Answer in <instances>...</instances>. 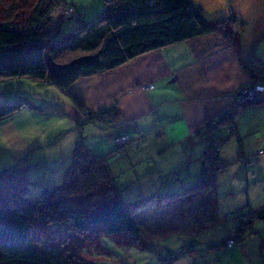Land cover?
<instances>
[{
	"label": "trees",
	"instance_id": "16d2710c",
	"mask_svg": "<svg viewBox=\"0 0 264 264\" xmlns=\"http://www.w3.org/2000/svg\"><path fill=\"white\" fill-rule=\"evenodd\" d=\"M7 3V0H0V80L27 81L37 97H30L25 91L7 93V97L0 99V124L9 122L22 110L32 113L30 119L41 113L45 115L48 112L44 104L50 99L47 92L52 91L61 97L66 95L72 103L76 111L73 120L78 130L88 125L90 127L85 137L80 133L74 147L72 143L67 144V148L63 147L64 144L52 148L50 139L36 135L33 137L35 144L20 159L0 169V264L79 263L82 259L80 256H76L78 260L72 256H62L47 241L40 242L41 239L34 232V221L45 227H57L62 234L127 236L144 243L142 238L152 228L148 221L146 227L139 224L137 218L140 210L152 207L154 209L151 210L165 216L168 212L161 211L162 206L167 208L168 205L187 202L205 190L215 192L217 165L225 164L219 150L223 140L213 139L207 146L203 167L193 181L183 179L185 167L180 165L176 171H181V175L175 185L164 183L161 179L165 176L151 173H145L146 178L136 179L131 185L126 183L128 178H125L129 171H145L147 165L157 171L165 170L155 160L150 161L155 157L153 145L161 144L158 138L162 133L151 131L154 126L141 125L137 136L125 127L126 121L117 102L94 110L70 89L83 78L103 75L144 54L212 33L224 34L238 49V33L229 31L231 24L237 21L234 15L207 18L203 8L193 0H105L99 14L72 30L64 31L62 25L67 21L65 11L68 8H73L79 18L73 3L41 0L24 23L15 21L18 20V5L9 6ZM247 72L251 76L250 83L260 81L264 78V62L253 59ZM239 113L238 110L209 119L207 130L232 126L235 134V119ZM107 143L111 148L103 151L108 147ZM45 148H49L45 157L48 159L41 160L45 162L43 166L36 163L37 171L31 170L34 165L30 164L31 158L46 153ZM162 150H159L157 157L163 158L168 151ZM64 157L68 159L62 165ZM124 162L128 165L122 169ZM150 178L153 182H147ZM34 183L35 191L40 187L38 195L30 192V186ZM105 183H113L117 188L113 194V197H117L114 202H99L96 204L98 207L88 214L72 201L73 196L91 194ZM5 184H8L7 188L3 187ZM128 186L133 188L125 190ZM9 189H12L11 194L8 193ZM247 207L248 211H241L237 223L228 228L217 249L225 250L239 245L254 233L255 221L264 220V204L256 209L249 205L240 209ZM187 209L173 214V220L176 216H181L178 218L184 222L187 216L196 219L199 207L191 205ZM160 214L150 211L144 216L155 219L153 224H157L162 221ZM215 215L216 208L209 214L212 223L215 222ZM194 240L192 238L191 242ZM230 240H234L232 247L227 246ZM191 242H185L184 246L193 251ZM154 247L156 245L149 244L142 249L153 250ZM159 255L161 262L172 264L173 254ZM185 264L200 263H192L189 259Z\"/></svg>",
	"mask_w": 264,
	"mask_h": 264
},
{
	"label": "crops",
	"instance_id": "0c3cea01",
	"mask_svg": "<svg viewBox=\"0 0 264 264\" xmlns=\"http://www.w3.org/2000/svg\"><path fill=\"white\" fill-rule=\"evenodd\" d=\"M104 1L66 0L76 6L79 18L67 20L62 26L69 24L72 30L92 19L102 11ZM193 1L203 8L207 18L236 17L237 21L231 24L229 31L238 33V49L224 34L212 33L144 54L103 75L83 78L70 89L94 110L117 102L126 121L125 127L134 131L137 136L141 125L154 126L151 131L161 132L158 139L162 142L153 145V155L157 156L156 152L163 148V152L168 150L163 158L170 159L171 156H176L173 152L178 149L186 160L182 163L185 167L183 171L190 168V165L187 167L190 155L199 150L198 154L202 153V158L210 144L209 139L214 131L207 130L208 120L237 111L235 105L222 95L238 93L241 88L250 84L251 76L247 67L253 59L258 58L264 62V0ZM148 84H153L154 87L142 88ZM4 97L6 93L0 92V99ZM44 107L52 111L58 110V107L70 112L74 109L69 100L58 106L48 99ZM30 115L32 113L27 110L19 112L15 116H19V120L14 125L13 132L9 131V124H0V142H4L6 149L0 168L20 159L35 144L31 137L12 138L17 131L19 134L21 131L31 134L36 130L30 123ZM151 139L152 137L148 140ZM20 140L22 141L18 142ZM166 146L167 149H164ZM201 158L193 172L199 170L200 173L203 165ZM246 158L251 161V157L245 155ZM257 159L253 162L260 161L261 166L263 165V179L257 184L260 193L258 206H261L264 204V158ZM154 160V157L150 159L151 162ZM180 160H177L179 165ZM221 160L226 164L222 157ZM176 170L166 171V176L175 178L181 175V171L178 173ZM150 171L151 174L158 175L156 168ZM193 176L192 173L184 175L183 179H192ZM210 192L212 193L211 190ZM254 228V233L245 241L225 249L227 260L236 264H264V220L257 219Z\"/></svg>",
	"mask_w": 264,
	"mask_h": 264
},
{
	"label": "rangeland",
	"instance_id": "374dc122",
	"mask_svg": "<svg viewBox=\"0 0 264 264\" xmlns=\"http://www.w3.org/2000/svg\"><path fill=\"white\" fill-rule=\"evenodd\" d=\"M39 1L41 0H7V4L9 6L14 4L18 5V8H16V10L19 11L16 16L18 20L15 21L24 23V19L30 18L34 13V7ZM74 16V19L77 20V14ZM68 29L70 30L69 24L63 26L64 31H68ZM142 88L145 89L144 86ZM242 89L243 88H241V90ZM16 91H25L30 97L31 95L35 98L37 97L35 90L29 85V83H27V81H20V79L0 80V92L6 93V97L8 96L7 93ZM47 96L50 97L54 103L56 102L58 106L61 104L63 105L68 100L66 95L61 97L60 95H55L52 91H48ZM222 97L233 103L229 100L231 98L227 99V97H229L228 95H222ZM59 99L61 102H59ZM262 101H252L251 103L247 102L238 105L233 103L236 110L240 111L235 119V134H233L232 126L221 127L212 132L213 134L209 139L210 142L216 138L223 140L219 150L221 157L227 164L220 166L217 165L218 170L216 188L214 189L215 192L211 193L210 189L205 190L192 196L187 202L176 204V206L168 205L167 208L162 206L160 207V210L168 212L164 214L165 216H162V214L155 210H151L152 207L140 210V215L137 218L139 224L146 227L145 225L148 221L150 229L152 228V231H149L148 234L144 235L142 238L144 243H140L137 240L133 241L127 236L102 237V234H93V236L91 233L81 235L62 234L57 227H52L50 225L45 227L44 225H41V223L34 221L33 226L36 230H34V232H36L37 237L41 239L40 242L42 240L47 241L52 248L59 250L62 256H72L75 260H78L76 256H80L82 259L78 264H120L121 262L126 264H166L160 261L159 253L173 254L174 259L172 260V264H185L189 259L192 260V263L196 262L200 264H236L230 259L227 260V251L222 248L217 249V246L221 245L223 235L228 232V228L231 227L233 223H237V217L240 215L241 211H248V207L243 210L240 208L245 205H249V207H252L253 209L259 207L258 200L260 199V193L258 192L257 184L263 179V165L261 166L259 163L260 161H253L255 159L258 160L257 158H264V156H261L264 154V151H261L262 148L264 149V144H262V142H264V103H262ZM242 106L245 107L242 109ZM57 109V111L54 109L53 113H49L50 109L47 108L46 111L48 113L45 115L41 113L40 115L31 117L32 120L30 123L36 127V132L29 134V132L21 131L19 134L17 131L12 138H19L22 136V138L31 137L33 139L36 135H44L46 140H51L50 144L52 145L50 147L52 148H59L61 144H64L63 147L67 148V144L71 145L72 143L74 147L80 133H83L85 137L88 134L90 126L88 125L85 126L83 130H78L76 122L73 120V117L76 116L75 109H73L72 112H70V110H65L64 108L58 107ZM18 117H14L12 121L4 123L9 124L10 132H13L14 125H16L19 120ZM22 140L18 142H21ZM106 146L108 147L103 151H107L111 148L109 143H107ZM260 147L261 150H258ZM48 149L49 148L44 149V152L46 153L31 158L30 164L34 163L31 170L37 171V168L35 167L38 164L36 163L43 166L42 164L45 162L41 160L46 157ZM70 150H72V148L68 150V153ZM5 151L4 142L2 141L0 142V161L4 157L3 154ZM173 153H175L176 156L174 158L171 156L170 161V159L157 157L159 154L158 150L157 156H155L154 159L157 164H159V167L165 169V174L163 171H157L158 176H165V178H167L165 181L163 180L164 178L161 180H163L164 183L175 185V182L180 178L179 175L172 178L171 175L166 176V171L178 169L180 165H183V161L185 163L186 160L182 153L179 154L178 149H175ZM198 153L199 150L196 154L190 155L191 159L187 161V163H189L187 167L190 165V168L184 172V175L189 176L191 173L194 174L193 178L189 181H193L199 173V170L193 172V168L195 169V165L199 163V159L202 156V153ZM245 155H247L248 158L251 157V161L247 160V158H243ZM159 158L161 159L159 160ZM178 158L181 159L179 161L180 165L177 162ZM204 158L205 156L201 159L203 160ZM45 159L47 160L48 157ZM67 159L68 158H65V160H63L64 163L62 165H65ZM127 165L128 164L124 162L122 164V169H125ZM152 169L153 168L148 169L147 166L144 169L145 171H129L127 173L128 175L125 177L128 178V180L125 179L127 180L126 183L132 185V182L135 183L136 179L146 178L145 173H147V175L150 174L152 172L150 170ZM37 175L38 173H36V176ZM148 181L153 182L151 178L147 179V182ZM141 183H143V181ZM145 183L146 182H144V184ZM7 185L8 184H5L3 187L7 188ZM35 185L36 184L34 183L30 186V192L32 195H38L41 191L40 187L35 191ZM39 185H41V183H39ZM131 188H133V186H128L125 190ZM116 189L115 184L105 183L99 186L96 191L91 194L73 196L72 201L76 203L82 211L84 210L88 214H91L90 212L98 207L96 204L99 202L108 204L114 202L115 199H117V197H113ZM8 193L11 194L12 189H9ZM103 200H106L107 202H103ZM191 205L192 207H199V214L195 216L196 219L187 216L184 222L180 221L178 218L181 216H176L175 220H173V214L182 212L183 210V212L188 211L187 208H190ZM181 207L184 209L182 210ZM214 208H216V215L213 219L215 222L212 223L209 219V214L214 211ZM171 210H173V212ZM150 211L154 212V214H160V220L162 221L153 224L155 219L152 220L149 217L144 216ZM187 215L189 214L187 213ZM172 223L175 225H171ZM192 238L197 241L194 240V242H191ZM188 241L194 245L192 248L195 250L193 249V251H190L187 246H184L185 242ZM149 244H154L156 247H154L153 250L142 249L144 245L146 246Z\"/></svg>",
	"mask_w": 264,
	"mask_h": 264
},
{
	"label": "built area",
	"instance_id": "2783aa9c",
	"mask_svg": "<svg viewBox=\"0 0 264 264\" xmlns=\"http://www.w3.org/2000/svg\"><path fill=\"white\" fill-rule=\"evenodd\" d=\"M75 15V10L73 8H68L65 11V19L68 20L72 18ZM151 85V86H150ZM150 86V87H149ZM153 84L145 85V89L153 88ZM228 98H231V100L234 104H244V103H251L252 101H262L264 100V78L261 79L258 82H253L245 87H243L240 92L232 95H228ZM264 151V149L262 150ZM234 244V240H230L227 243L228 247H232Z\"/></svg>",
	"mask_w": 264,
	"mask_h": 264
}]
</instances>
